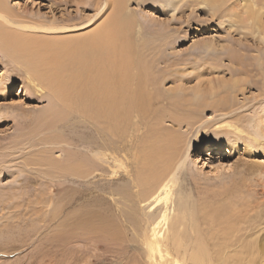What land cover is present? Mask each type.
Wrapping results in <instances>:
<instances>
[{
	"label": "rangeland",
	"instance_id": "1",
	"mask_svg": "<svg viewBox=\"0 0 264 264\" xmlns=\"http://www.w3.org/2000/svg\"><path fill=\"white\" fill-rule=\"evenodd\" d=\"M218 1L214 6L204 0H126L146 51L165 59L153 65L157 79L167 78L160 85L165 104L133 142L127 135H108L99 119L77 110L58 121L49 117L61 105L47 89L38 92L27 71L0 51V264H197L192 253L199 242L213 264H264V137L257 129H264V45L260 36H244L247 30L230 26L234 16L243 21L246 5L264 22V0ZM108 2L8 0L20 18L74 34L98 28L111 11ZM231 50H240L249 64L240 82L234 80L238 67L227 61ZM174 78L188 91L174 89ZM172 97L186 100L187 109L172 106ZM204 101L224 104L229 113L195 112ZM171 110L189 119L199 116L204 124L187 117L185 124L163 120L161 137L185 139L184 168L168 207L162 202L150 208L138 175L155 163L144 162V155L162 146L147 144L155 117ZM224 123L246 134L220 128ZM212 140L224 154L208 153ZM80 160L87 163L85 175H73L71 163ZM165 211L161 259L148 252L145 235L150 237ZM104 214L119 220L124 243L107 236Z\"/></svg>",
	"mask_w": 264,
	"mask_h": 264
},
{
	"label": "bare ground",
	"instance_id": "2",
	"mask_svg": "<svg viewBox=\"0 0 264 264\" xmlns=\"http://www.w3.org/2000/svg\"><path fill=\"white\" fill-rule=\"evenodd\" d=\"M204 2L211 3L215 6L220 1L204 0ZM108 3L111 11L98 28L91 32L87 29V32L83 34H74L68 28L48 27L37 22L28 21L25 18H20L9 7L8 0H0V51L4 52L27 71L28 78L38 92L47 89L51 92L49 93L52 94L51 97L55 99L54 101H58L59 105H61V109L59 108L61 111L49 113V117L52 116L57 119V117H64L72 110H77L86 117L96 120L99 119L100 123L104 126V132L108 135H118L124 139L127 135L131 138L129 142H133V137L135 138L137 130L142 125L147 124L152 115H155L156 107L165 104L166 98L161 94L160 85L162 82L166 83L167 78L163 76L166 79L160 78L158 80L156 70L154 71L153 68V65L165 63V59L158 61V56L155 55V51L153 55L149 52V48L148 52L146 51L144 40H142V35L138 31L135 20L126 13V0H110ZM249 6H244V12H241L243 21L238 20L234 16V20L230 23V26L238 31L247 30L249 35L244 34V36H260V42L264 45V22L257 12L251 10V6L250 8ZM234 11L236 10L231 9V12ZM233 15L236 14H231V16ZM240 32L243 33L242 31ZM227 61L238 67L234 71L238 77L234 80L240 82L244 74L248 73L247 66L249 64L245 61V55L240 50L233 51L228 55ZM170 70L168 71L170 72ZM165 71L164 73H166ZM173 81L176 85L179 83L174 89H178L182 94L188 91L182 90L185 82H182L179 78H174ZM222 81L223 83H227L229 81L231 82V79L227 81L222 79ZM200 85H197V90L201 89ZM211 87L210 85L209 88ZM212 89L215 88L212 87ZM3 90L0 88V95H2ZM215 91L218 90L216 89ZM175 97V100L172 97V100L169 101L172 106H176L178 110L187 109L186 100H180ZM167 100H170V98H167ZM55 106L54 108H56ZM223 106L225 105L219 104L218 102L212 103L204 101L202 103L200 102L198 107L195 108V112L198 109L206 110L207 108H211L213 112L220 111L221 114L227 115L229 112H225L226 110ZM159 112L162 113L161 111ZM165 112L163 114H157V116L160 115L158 118H156L157 116L155 117L151 136L147 140L148 145L150 143L154 145L160 143L162 146L158 145L153 153H151L152 151L150 152L151 154L144 153V162H148L149 159L154 158L155 163H152V166L140 172L138 175V180L141 186L145 188L146 193L143 199L144 203L146 202L144 206L150 208L160 205L162 202L167 204L170 201L173 195V188L177 184V176L184 168L182 151L185 139L182 138L180 133L181 136L168 133L161 137L160 126L163 124V120L170 122L177 121L185 124L184 120L188 116L181 117L175 111H172L174 112L172 114ZM190 117L188 119L190 121L192 120L191 122L194 125L198 124L200 120L202 121L199 116L198 118L195 115ZM176 123H174L175 126L178 124ZM189 123L186 124L189 125ZM203 124L201 123V128ZM220 128L231 129L239 135L246 134L240 127L229 123H224ZM257 129L262 135L261 138L264 137L263 127L257 124ZM199 133H201L200 130L198 131ZM258 139L256 138L255 140ZM215 141L212 140L209 142L208 153L214 154L217 152L224 154L225 150L220 148L219 144H216L219 141L216 143ZM71 164L70 171L73 175H85L84 173L87 168L85 160L76 161ZM108 203L110 205V202ZM102 217L103 230L107 236L109 238L117 237V239H113L114 243H124V238L121 237L123 231L119 220L112 218L108 214H104ZM168 218L167 211H165L161 216V220L154 224L150 237H147V234L145 235L146 243H144L147 245L148 252L152 256L160 254L161 259L164 258L162 255L161 240L167 235V233L164 235L163 230L166 225L168 226ZM228 229L229 227L225 228L227 230L226 232H228ZM178 235L180 234L178 233ZM176 239L174 238V240ZM178 240L181 239L178 238ZM198 244V251L196 252L195 250L196 253L194 252V255L192 253L194 261L197 264L212 263L208 256L206 258L204 255V250L206 249L203 250V244L200 245V242ZM255 249L256 247L253 250ZM178 261H175V264H182Z\"/></svg>",
	"mask_w": 264,
	"mask_h": 264
}]
</instances>
